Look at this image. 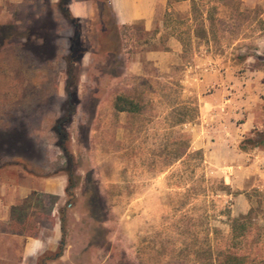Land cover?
Wrapping results in <instances>:
<instances>
[{
  "label": "rangeland",
  "instance_id": "1",
  "mask_svg": "<svg viewBox=\"0 0 264 264\" xmlns=\"http://www.w3.org/2000/svg\"><path fill=\"white\" fill-rule=\"evenodd\" d=\"M59 1L0 0V168L68 179L55 264H217L249 213L241 247L263 259L264 0H70L71 99ZM55 201L34 202L45 226Z\"/></svg>",
  "mask_w": 264,
  "mask_h": 264
},
{
  "label": "crops",
  "instance_id": "2",
  "mask_svg": "<svg viewBox=\"0 0 264 264\" xmlns=\"http://www.w3.org/2000/svg\"><path fill=\"white\" fill-rule=\"evenodd\" d=\"M114 10L116 11L115 7ZM70 11L74 17L80 16L72 6ZM116 18L119 23L125 25L144 17L140 13L122 15L116 12ZM255 168L256 165H252L245 170L254 173ZM67 183L68 179L63 176L38 178L26 174L24 167L17 164L0 168V264H13L12 259L16 254L13 242L20 244V250L17 252L20 264H24V259H37L45 252H54L61 245L64 228L60 210L66 204ZM45 195L56 198V201L51 207L48 225L41 226L44 219L37 213L39 207L34 202L38 197ZM28 199H31L30 202L24 206ZM30 219L34 220L33 225L36 224L35 228L39 232L36 237L27 236L24 232V223L28 225ZM58 259L47 264L63 260L64 254Z\"/></svg>",
  "mask_w": 264,
  "mask_h": 264
},
{
  "label": "trees",
  "instance_id": "3",
  "mask_svg": "<svg viewBox=\"0 0 264 264\" xmlns=\"http://www.w3.org/2000/svg\"><path fill=\"white\" fill-rule=\"evenodd\" d=\"M70 0H60L58 7L59 9L65 14L66 18L73 24V27L75 29V35L72 39V47L69 52L68 56V80L66 83V94L69 99H71V88L74 83V66L76 61V50L79 45V39H80V25L76 17H74L69 8ZM183 1V0H178ZM70 109L68 111V114L73 113V103L72 101L69 102ZM114 109L117 113H131V114H137L141 111V105L136 102L134 99L127 97V96H117L114 102ZM250 143H252L253 147H264V135L261 133L258 135L257 139H248ZM247 147H242V150H246ZM70 189H67V192L69 193ZM31 199H28L24 202V206L27 205L30 202ZM25 211V210H24ZM25 214V213H24ZM63 212H61V217L63 218ZM63 228H64V237L62 239V243L58 248V251L55 254L47 253L43 255L40 258L39 264H47L48 262L60 258L65 250L66 246V240H65V227H64V220L62 222ZM253 225V220L251 217V213L248 215H243L238 218H235L232 221L231 224V231H232V240L234 242L233 244V251H228L221 254V259L217 264H264V258L260 260L251 259L250 255L248 253H245L241 247L242 240H244L247 236V233L249 229ZM41 226H45L44 223H41ZM36 231L34 232L32 229L28 228V225L24 223V232H26L27 236L30 237H36L39 235V232L36 228H34Z\"/></svg>",
  "mask_w": 264,
  "mask_h": 264
}]
</instances>
